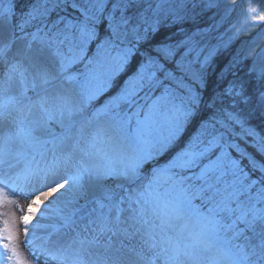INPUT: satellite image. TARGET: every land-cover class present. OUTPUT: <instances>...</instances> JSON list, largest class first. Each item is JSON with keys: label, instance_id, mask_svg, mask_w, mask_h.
<instances>
[{"label": "snow or ice", "instance_id": "snow-or-ice-1", "mask_svg": "<svg viewBox=\"0 0 264 264\" xmlns=\"http://www.w3.org/2000/svg\"><path fill=\"white\" fill-rule=\"evenodd\" d=\"M237 6L0 0V206L21 212L0 264H264V48L233 50ZM239 15L264 24V0Z\"/></svg>", "mask_w": 264, "mask_h": 264}, {"label": "rangeland", "instance_id": "rangeland-1", "mask_svg": "<svg viewBox=\"0 0 264 264\" xmlns=\"http://www.w3.org/2000/svg\"><path fill=\"white\" fill-rule=\"evenodd\" d=\"M247 2H249V0H243V3H247ZM243 3H241L240 0H238L237 9L235 12L232 13L228 23L224 25V28L231 27V31L228 33L229 35H232L233 33L236 32L239 33V35L237 36V38L235 39L232 45L233 50H239L245 53H252L260 48H264V24L251 23V19H252L251 17L245 18L239 15V13L241 12V8L243 7ZM227 59L228 56L227 54H225V56H222L221 59L219 60L218 65L222 64ZM15 199L20 206L25 207L24 204L26 203V201L22 196L17 195ZM3 212H15L17 218L19 217V215H21L20 209L14 205L0 206V213ZM22 227H23L22 224H20L18 221V228L20 230L21 241H23L24 239L22 233ZM21 250L24 252L25 256H29V251L26 246L22 245ZM39 264H44V263L39 262Z\"/></svg>", "mask_w": 264, "mask_h": 264}, {"label": "bare ground", "instance_id": "bare-ground-1", "mask_svg": "<svg viewBox=\"0 0 264 264\" xmlns=\"http://www.w3.org/2000/svg\"><path fill=\"white\" fill-rule=\"evenodd\" d=\"M24 200L26 201V203L24 204V206L26 207L27 206V200L26 199H24ZM40 262H43L44 263L43 260H41Z\"/></svg>", "mask_w": 264, "mask_h": 264}, {"label": "trees", "instance_id": "trees-1", "mask_svg": "<svg viewBox=\"0 0 264 264\" xmlns=\"http://www.w3.org/2000/svg\"><path fill=\"white\" fill-rule=\"evenodd\" d=\"M225 56V55H224ZM221 59V58H220ZM219 62V61H218Z\"/></svg>", "mask_w": 264, "mask_h": 264}]
</instances>
